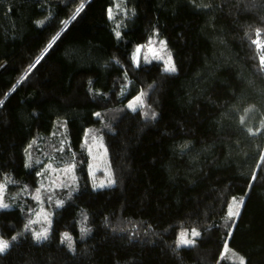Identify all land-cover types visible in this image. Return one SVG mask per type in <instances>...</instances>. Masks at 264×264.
<instances>
[{
	"label": "trees",
	"instance_id": "1",
	"mask_svg": "<svg viewBox=\"0 0 264 264\" xmlns=\"http://www.w3.org/2000/svg\"><path fill=\"white\" fill-rule=\"evenodd\" d=\"M153 34L174 73L133 61ZM262 57L264 0H0V184L13 196L0 264H264ZM94 137L114 180L96 190ZM47 161L72 164L76 183L53 190L36 241L26 225Z\"/></svg>",
	"mask_w": 264,
	"mask_h": 264
},
{
	"label": "rangeland",
	"instance_id": "2",
	"mask_svg": "<svg viewBox=\"0 0 264 264\" xmlns=\"http://www.w3.org/2000/svg\"><path fill=\"white\" fill-rule=\"evenodd\" d=\"M150 41H152L151 44L149 43ZM161 41L164 42L163 48H161V44H160ZM24 44L25 43H22L19 48H21L22 45ZM139 48L141 49V52L138 54L139 63L148 64L151 62H160L163 65V70H164V67H165L164 61L167 60L168 54L171 55V53L167 47L166 42L163 39H160L159 37H157L156 34H153L150 37L149 41L146 44L139 46ZM136 49L132 55V58L135 55H137ZM17 50H15L13 54H15ZM157 54L159 56H162L164 59L154 58ZM145 57H147V60L145 59ZM9 59L10 57H7L4 63L7 62ZM171 61L173 63L172 56H171ZM2 65L3 64H1L0 67ZM141 94L142 93H138L133 99L129 100L126 103L127 104L126 106L128 107L129 103L134 102L135 98L137 96H140ZM142 101H143V106H144L145 105V95L144 94L142 95ZM143 106L142 107L138 106L137 110L143 108ZM88 155H89V161H90L89 169H88V176H89L91 188L96 190V189L113 186L114 180H113L110 168H109L106 150L100 138L94 137L91 139L90 145L88 147ZM68 169H71V170H68ZM39 171H40L39 183L34 192V199L36 201V204L34 205L33 209L30 211V217L28 220V225H29L28 228L33 237L35 233L41 232L47 229V237H48L50 227H51V222H52V212L46 206V204L47 202H49L50 204L52 203L51 193L53 192L54 189H59V188L65 189V188H70L71 186H73V184L76 183V176H75L74 168L72 164H67V163L61 164V165L59 164L56 166L51 161L43 162V166L39 169ZM110 180L112 181L111 184H109ZM101 184L103 185L102 187L100 186ZM38 190H39V199L36 198ZM9 197H13V196L8 195V190H7L5 183H1L0 184V199H2V202L7 204L10 207V203L7 201ZM241 200H243V198H239V197H233L232 200H230L229 205L227 207V213H226L227 217H229L228 211H229L230 206L232 207L233 211H235L238 208L240 212V209L242 206ZM237 217L238 216H233L231 218H237ZM30 221H34V222L30 224ZM181 233H187V237H186L187 239L192 240L195 238L191 235L192 232H181ZM65 234L66 233H64L62 236L63 238H65ZM180 234L177 237L176 247H178L177 245L180 239ZM0 241H4V240L0 239ZM182 246H187V245H181L179 247H182Z\"/></svg>",
	"mask_w": 264,
	"mask_h": 264
},
{
	"label": "snow or ice",
	"instance_id": "3",
	"mask_svg": "<svg viewBox=\"0 0 264 264\" xmlns=\"http://www.w3.org/2000/svg\"><path fill=\"white\" fill-rule=\"evenodd\" d=\"M81 8H83V5H81ZM109 17L111 18V9H109ZM74 18H75V17H73V19H74ZM115 34H116L117 38L120 37V32H119V31H117ZM57 38H58V37H54V38H53V41L50 42V43L48 44L47 48H51V47H52V43H54V42H55V39H57ZM149 43L151 44L152 41H150ZM160 44H161V48H163V46H164V42L161 41ZM140 52H141V49L138 47V48L136 49V53H137V55H135V56L133 57V60H134L137 64L139 63V55H138V54H139ZM154 58H156V59H164L162 56H159L158 54H157ZM145 59L147 60V57H145ZM38 62H39V61H37V63H38ZM164 63H165V67H164V71H165V72H168V73H174V72L176 71V68H175L174 64L172 63V61H171V55H170V54H168V58H167V60L164 61ZM261 63L264 64V57L261 58ZM142 95H143V93H142L140 96H137V97L135 98V101H134V102L129 103L128 107H129L132 111H136L138 106H139V107H142V106H143ZM2 103H3V102L0 101V104H2ZM97 115H99V113H97ZM154 116H155V114H153V117H154ZM68 170H71V169H68ZM254 179H255V177H253V180H254ZM111 183H112V181L110 180V181H109V184H111ZM100 186L102 187L103 185L101 184ZM36 198L39 199V190L37 191V196H36ZM60 203H62V201H61V202H58V206H59ZM241 203H243V200H241ZM8 207H9V206H8L7 204L3 203V202H2V199H0V209H6V208H8ZM238 215H239V209L237 208L235 211H233L232 207L230 206V207H229V211H228V216L231 218V217H233V216H238ZM33 222H34V221H30V224L33 223ZM28 227H29V226L26 225V228H28ZM81 230H82V231H85V229H83V228H82ZM191 235H192L193 237H198V236H200V233L197 232L195 229H193ZM186 237H187V233H181V234H180V239H179V242H178V245H177L178 247L181 246V245H191V244L194 243L193 240H191V239H187ZM34 238H35L37 241H42V240L47 239V229H45L44 231H41V232H37V233H35V234H34ZM15 239H16V238L13 237V240H15ZM65 239H69V240H70V237H68L67 234H65ZM8 246H9V245H8V242H6V241H0V254H2V253L8 248ZM69 246H71V245H69ZM226 247H227V245H225V248H226ZM240 264H244L243 259H241Z\"/></svg>",
	"mask_w": 264,
	"mask_h": 264
}]
</instances>
